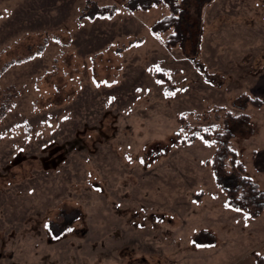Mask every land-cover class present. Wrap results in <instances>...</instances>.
Returning <instances> with one entry per match:
<instances>
[{"label":"rangeland","instance_id":"1","mask_svg":"<svg viewBox=\"0 0 264 264\" xmlns=\"http://www.w3.org/2000/svg\"><path fill=\"white\" fill-rule=\"evenodd\" d=\"M0 2L9 3L0 44L23 33L31 49L41 33L71 44L51 72L64 101L39 104L17 88L0 114V264H255L264 255V209L248 218L226 206L207 163L214 146L176 141L185 111L193 127H227L264 190L254 160L264 103L234 106L241 94L264 102V0H213L200 11L190 1L184 49L150 29L170 12L164 4L128 12L122 0ZM217 106L249 119L225 120L216 109V120ZM200 229L214 241H195Z\"/></svg>","mask_w":264,"mask_h":264},{"label":"trees","instance_id":"2","mask_svg":"<svg viewBox=\"0 0 264 264\" xmlns=\"http://www.w3.org/2000/svg\"><path fill=\"white\" fill-rule=\"evenodd\" d=\"M190 1L198 2L197 6L200 9L210 4L213 0H122V7L132 12L135 10H145L153 5L164 4L168 6L170 12L156 20H154L150 29L157 34L166 32L164 36V44L171 47L185 48L189 33L183 31V25L186 21L185 13L186 6ZM3 2V1H2ZM9 5V3H6ZM0 2V20L9 11V7ZM104 7L98 8L99 13L104 12ZM5 16H8L6 14ZM40 34V33H39ZM23 35V36H22ZM20 36L9 38L6 42L0 44V114L1 116L7 111V106L11 104L13 94L17 88L26 87L27 91L35 96V101L43 105H57L62 102L63 96L58 93V88L50 87V83L54 81L53 70L55 64L60 60L61 54L59 50L68 48L62 46L64 43L52 45L44 38L41 33V41L36 44L34 49H31L33 44L28 43L25 33ZM71 41V40H70ZM25 42L26 49L24 48ZM14 51V53H12ZM10 52V54H8ZM194 55V54H193ZM190 59L197 63L198 69L204 74L206 79L213 80L209 71L195 57L190 55ZM44 61L45 65L36 68V62ZM157 80L168 82L169 78L162 71L148 69ZM52 72V73H51ZM55 83V84H54ZM52 85H57L54 82ZM168 94L171 92V86H165ZM263 100L259 97H252L247 94H241L234 106L242 108L248 104L253 106H261ZM218 111H224L223 119H249L247 113L235 114L230 109L223 106L215 107L214 118H220ZM214 110V109H213ZM190 113L182 112L179 119V129L176 131V141L178 143H187L201 137L207 143L214 146V151L211 159L207 162L215 177V183L225 194V205L243 210L246 216L257 217L264 209V190L246 173L244 162L241 160L237 152L231 148L229 141L233 135L227 127L218 128L216 124H201L192 126L188 123L186 116ZM24 124H18L23 126ZM17 127V126H16ZM26 131H29L28 126H24ZM70 141V140H69ZM60 226L62 229V216ZM195 241L199 243H207L214 241V234L206 229H200L193 235ZM255 264H264V255L255 253Z\"/></svg>","mask_w":264,"mask_h":264},{"label":"crops","instance_id":"3","mask_svg":"<svg viewBox=\"0 0 264 264\" xmlns=\"http://www.w3.org/2000/svg\"><path fill=\"white\" fill-rule=\"evenodd\" d=\"M254 160L258 162L257 164H259L264 170V148L261 147L254 151Z\"/></svg>","mask_w":264,"mask_h":264}]
</instances>
